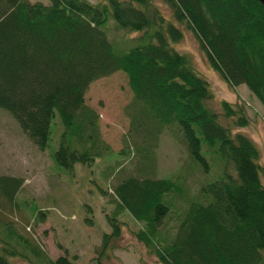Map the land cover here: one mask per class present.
<instances>
[{
  "label": "trees",
  "instance_id": "16d2710c",
  "mask_svg": "<svg viewBox=\"0 0 264 264\" xmlns=\"http://www.w3.org/2000/svg\"><path fill=\"white\" fill-rule=\"evenodd\" d=\"M47 2L0 0V109L40 150L48 147L58 116L63 131L54 163L69 172L92 167L111 149L85 94L93 82L125 73L133 93L126 108L130 135L149 145L131 143L140 161L164 128L175 127L190 156L206 171V154L218 156L221 173L180 218L171 211L172 198L184 194L178 182L128 177L113 188L117 213L144 224L138 237L159 264H264V167L255 143L232 130L247 127L249 119L243 107L224 101V116L233 124L222 125L207 106L208 83L174 47L189 29L222 79L233 88L246 86L264 108V7L256 0H163L170 13L165 17L152 0ZM110 24L139 35L110 39ZM21 185L1 176L0 197L14 200ZM173 214L177 226L166 239L161 230ZM108 223L110 237L118 238L115 215ZM110 237L104 236L102 250ZM5 243L0 264H11L21 253ZM30 249L42 264H76L66 255L43 259Z\"/></svg>",
  "mask_w": 264,
  "mask_h": 264
},
{
  "label": "rangeland",
  "instance_id": "374dc122",
  "mask_svg": "<svg viewBox=\"0 0 264 264\" xmlns=\"http://www.w3.org/2000/svg\"><path fill=\"white\" fill-rule=\"evenodd\" d=\"M47 4V0H28ZM97 3L99 0H88ZM165 17L169 10L163 0H152ZM110 24V39L129 38L138 33L114 31ZM178 52L189 56L195 72L209 85L211 97L207 106L219 115L220 123L229 127L233 120L224 116L221 104L226 101L243 107L249 119L244 128L233 127L249 137L260 151L259 163L264 167V108L244 85L231 87L208 63L193 32L184 29L182 40L174 44ZM133 93L125 73L117 72L93 82L85 94V103L98 114L101 139L111 153L97 159L92 167L76 165L72 172L54 163L53 154L59 146L63 126L58 116L51 123V135L45 150L37 148L21 131L15 119L0 109V177L22 180L12 201L0 197V237L21 255L11 258V264H42L30 248H36L42 258L56 260L68 256L76 264H159L150 249L139 239L145 231L143 223L127 212L117 213L113 188L128 177L171 179L181 185L182 198H172L171 211L180 218L190 202L204 196V187L220 176L218 156L206 154L209 169L190 156L175 127L164 128L149 157L140 161L135 145H149L133 138L126 108ZM234 126V125H233ZM132 137V141L130 139ZM135 141V145L131 144ZM152 142V141H151ZM130 147L127 153V148ZM149 151V150H148ZM171 199V198H170ZM41 213V214H40ZM116 217L120 236L110 237L109 217ZM174 214L163 223L162 234L172 238L177 226ZM3 224V226H2ZM11 228V236L5 231ZM4 231V232H3ZM109 236L107 249L103 238ZM7 238V239H6Z\"/></svg>",
  "mask_w": 264,
  "mask_h": 264
},
{
  "label": "water",
  "instance_id": "95a60500",
  "mask_svg": "<svg viewBox=\"0 0 264 264\" xmlns=\"http://www.w3.org/2000/svg\"><path fill=\"white\" fill-rule=\"evenodd\" d=\"M258 3H260L264 7V0H256Z\"/></svg>",
  "mask_w": 264,
  "mask_h": 264
}]
</instances>
